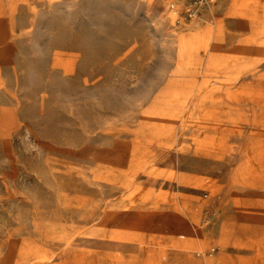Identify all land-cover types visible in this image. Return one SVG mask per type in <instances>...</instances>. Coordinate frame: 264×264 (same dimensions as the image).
<instances>
[{
    "label": "rangeland",
    "instance_id": "1",
    "mask_svg": "<svg viewBox=\"0 0 264 264\" xmlns=\"http://www.w3.org/2000/svg\"><path fill=\"white\" fill-rule=\"evenodd\" d=\"M172 2L0 0V264H264V0Z\"/></svg>",
    "mask_w": 264,
    "mask_h": 264
},
{
    "label": "built area",
    "instance_id": "2",
    "mask_svg": "<svg viewBox=\"0 0 264 264\" xmlns=\"http://www.w3.org/2000/svg\"><path fill=\"white\" fill-rule=\"evenodd\" d=\"M213 0H187L186 6L184 10H180L178 8H176V3L172 2L170 4V8L173 11V13L178 16L177 20L180 21V18L183 16L185 19H189V20H193L195 18H197L200 14L202 9L204 8V6H202V4L206 5L208 3H211ZM215 251V248L212 247L209 251H208V255L211 256L213 255ZM201 254V252H199V255Z\"/></svg>",
    "mask_w": 264,
    "mask_h": 264
},
{
    "label": "bare ground",
    "instance_id": "3",
    "mask_svg": "<svg viewBox=\"0 0 264 264\" xmlns=\"http://www.w3.org/2000/svg\"><path fill=\"white\" fill-rule=\"evenodd\" d=\"M240 232H241V230H240Z\"/></svg>",
    "mask_w": 264,
    "mask_h": 264
}]
</instances>
